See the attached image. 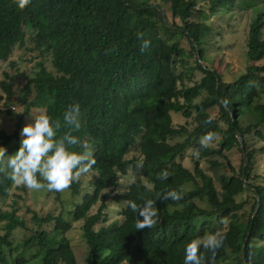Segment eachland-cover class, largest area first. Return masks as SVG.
<instances>
[{
	"label": "trees",
	"instance_id": "16d2710c",
	"mask_svg": "<svg viewBox=\"0 0 264 264\" xmlns=\"http://www.w3.org/2000/svg\"><path fill=\"white\" fill-rule=\"evenodd\" d=\"M238 1L30 0L20 9L15 0H0V62H8L29 38L30 51L51 57L56 71L39 62L34 75H25L20 95L28 104L20 117L8 110L18 118L17 128L13 134L0 130V146L15 140L19 147L31 107L45 108L50 118L61 121L63 110L79 103L81 126L71 134L88 146L95 160L88 187L83 189L80 181L69 185L76 201L67 214L34 213L33 228L19 215L18 200L24 198L19 193L11 211L0 209V264H78L67 238L74 222H82L89 264H182L184 245L212 232L224 240L214 256L202 250V264H264V175L254 171L257 157L264 155V12L250 25L245 71L230 81L217 68L204 65L203 45L213 28L195 21L207 8L215 13ZM138 33L143 35L138 38ZM143 39L150 43L141 51ZM195 70L202 74L199 81H193ZM3 76L0 86L8 93L13 77L7 71ZM173 114L183 116L186 124L175 126ZM66 131L61 126L58 135ZM238 132L249 165L244 168L243 158L237 170L227 154L234 148L242 152ZM209 133L212 144H202ZM251 135L263 141L262 147L253 146ZM188 150L194 151L192 171L183 164ZM133 151L136 156L129 159ZM131 165L140 177L120 193V175H127ZM161 171L167 172L166 179L160 178ZM245 178L251 191L245 188ZM90 187L92 193L78 199ZM13 188L0 172V197L10 196ZM16 189L27 191L22 184ZM168 189L181 198L161 199ZM244 194L250 196L239 201ZM145 199L153 201L157 214L151 227L137 230V214L126 201L139 206ZM113 203L123 204L122 219L104 225ZM19 229L29 236L18 240Z\"/></svg>",
	"mask_w": 264,
	"mask_h": 264
},
{
	"label": "rangeland",
	"instance_id": "374dc122",
	"mask_svg": "<svg viewBox=\"0 0 264 264\" xmlns=\"http://www.w3.org/2000/svg\"><path fill=\"white\" fill-rule=\"evenodd\" d=\"M261 12H264V0H260L259 3H253L250 0H239L235 6L229 5L227 7L220 8L215 13H211L209 8H207V11L204 12L203 15L196 17V22H203L213 28V33L207 37V42L203 45L206 52L204 55V65L217 68L219 72L221 71L224 74L226 80L228 81L234 79V77L240 72L245 71L247 66L246 52L248 49L247 40L250 25L256 15ZM180 42L182 47L189 51V46L186 40L181 38ZM32 49L33 44L30 39L27 38L24 46H18L15 48L12 57L8 62H0V81L4 79V71L9 72L13 77V80L11 81V88L8 93H6L0 86V130L5 131L8 134H13L15 132L18 123L17 117L23 115L28 104L20 95L26 85L25 75H34L38 71L39 62H43L49 72L56 73L51 57L44 58L39 55L38 51L31 52L30 50ZM11 61L17 62V66H10ZM182 71L183 69L180 68L179 73ZM190 78L191 76L187 75L184 79L185 83L188 85L192 83ZM201 78L202 74L199 70L193 71V81H199ZM9 95H12V97ZM32 97H34V95H32ZM261 102L264 103V90ZM9 109L15 110L14 112L17 117L9 113ZM40 110H45V108L33 106L30 108V113L36 114ZM30 113L24 118L22 127L31 122L32 116ZM217 113V109L211 110V114L213 116ZM172 116L175 126L184 125L187 122V120L180 114H173ZM249 140L251 143L253 141V146L258 148L263 145V141L256 137V135H251ZM205 144H212V142L206 141ZM4 148L6 149V153L0 152V161H2L8 154L14 153L18 148V143L14 140ZM193 154V150H188L183 159V164L191 171L193 170V165L190 158ZM227 155L229 156L233 166L238 170L241 165V160L243 159L242 152H240L237 148H234L228 152ZM134 156H136V153L133 151L129 154L128 158L132 159ZM138 166L140 167L139 162ZM202 166L209 172V174H214L213 171L209 169V164L207 162H204ZM254 171L256 174L264 175L263 154L257 157ZM92 177L93 175L90 172H87L86 174H82L77 181H80L81 186L85 189L90 185ZM139 177V170L134 169L132 165L129 166L128 174L120 175V186L118 188V192L123 193L128 185L139 179ZM260 181L261 180L257 182ZM20 185L21 184H14V188L11 191L10 196L7 198L0 197V209L11 211L13 209L14 201L16 200L14 194H22L24 197L23 200H18V204L21 207L19 215L25 218L33 228H37V225L32 224L34 213H37V215L41 217L50 213L53 215H59L61 213L67 214L68 211L73 208V202L76 201L73 199L71 190L68 188L58 192V194L55 191L51 193L45 188L40 190L27 189L26 193H23L16 189ZM84 191L78 196V199L86 193L91 194L92 187L88 189V192ZM58 195H60L61 201L57 200ZM249 196L250 195L244 194L239 196L238 200L242 201ZM200 205L202 207H206L203 204ZM122 207L123 204H111L109 210L107 211L104 225L111 224L115 220L120 221L122 219L120 216ZM97 208L98 206L92 209L91 214L96 213ZM3 224L4 223H0V226H3ZM81 226L82 222H74L72 229L67 234V238L73 247L78 264H89L87 259V245L82 235ZM2 233L3 231L0 230V235ZM15 235L18 240H22L27 233L19 229L16 231Z\"/></svg>",
	"mask_w": 264,
	"mask_h": 264
},
{
	"label": "clouds",
	"instance_id": "9594fccd",
	"mask_svg": "<svg viewBox=\"0 0 264 264\" xmlns=\"http://www.w3.org/2000/svg\"><path fill=\"white\" fill-rule=\"evenodd\" d=\"M29 3L30 0H15L17 8L20 9ZM142 35L137 34L138 38ZM149 43V40L143 39L140 50L144 51ZM30 115L31 122L20 130L19 147L0 161V172H4L12 183L22 184L27 189L46 188L60 192L76 182L82 174H86L95 164L88 146L81 144L78 137L71 134L81 126V107L79 103L68 105L62 112L61 121L50 118L45 110ZM61 126L68 131L58 135ZM211 139L212 134H206L201 143ZM77 146L83 150H78ZM0 152L6 153V149L0 146ZM167 175L166 171H161L160 178L166 179ZM160 198L178 200L181 194L168 189ZM126 203L137 214L135 229L142 230L152 226L157 214L152 200L145 199L139 206L132 200ZM223 240L224 237L219 232L205 233L190 239L184 245L182 264H202V250H210L214 256L216 250L222 246ZM211 258L209 257V260Z\"/></svg>",
	"mask_w": 264,
	"mask_h": 264
},
{
	"label": "water",
	"instance_id": "95a60500",
	"mask_svg": "<svg viewBox=\"0 0 264 264\" xmlns=\"http://www.w3.org/2000/svg\"><path fill=\"white\" fill-rule=\"evenodd\" d=\"M160 12L162 13V16H163V18H164L166 24L172 26V25L169 23L168 19H167L166 12H165L163 9H160ZM198 57H199V54H198ZM237 138H238V142H239V145H240V149H241L242 152H243V158H244V162H245L244 168H245L246 166L249 165V158H248V155H247V153H246V151H245V148H244V141H243V137H242L241 133H239V132L237 133ZM244 182H245V188H246L247 190L251 191L253 188L250 187V186L248 185L247 178L244 179ZM259 203H260V197H258V204H257V206H256V209H255V212H254V216L256 215V213H257V211H258V209H259ZM249 236H250V232H248L247 238H246V240H245V244H244V246H243V254H244V255H245L246 245H247V241H248V239H249Z\"/></svg>",
	"mask_w": 264,
	"mask_h": 264
}]
</instances>
